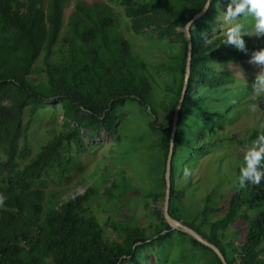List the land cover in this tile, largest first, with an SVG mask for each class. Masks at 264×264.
Returning a JSON list of instances; mask_svg holds the SVG:
<instances>
[{"label":"trees","instance_id":"16d2710c","mask_svg":"<svg viewBox=\"0 0 264 264\" xmlns=\"http://www.w3.org/2000/svg\"><path fill=\"white\" fill-rule=\"evenodd\" d=\"M72 0H0V192L8 200L0 208V264H141L139 257L155 239L159 248L166 247L170 230L163 209L154 210L159 223L152 232L142 226L128 225L119 237L107 239L99 220L89 215V204L97 195L95 187L84 194L73 189L48 193L37 187L49 172L64 165L72 146L83 145V137H96L103 131L113 133L118 127L117 111L129 101L150 110V129L163 136L164 170L158 188L147 194L152 200L166 195V167L173 122L182 96L188 59V41L183 24L202 10L205 0H111L125 9L137 34L152 33L179 47L160 72L171 79L166 86L169 100L157 109L153 101L154 82L150 66L134 53L116 14L108 4L80 2L68 19L62 37L65 15ZM220 11L226 6L220 0ZM216 3L195 23L192 38L194 53L192 75L187 97L180 114L175 154L172 162V217L184 221L179 205L186 191L175 188L178 155L182 152L183 170L197 152L207 156L218 148L213 141L214 123L223 119V111H214L217 92L235 85L236 76L219 71L222 64L249 61L252 51L264 48V39L245 37L249 54L232 48L217 47L220 34L218 19L222 16ZM180 27L181 31H177ZM206 40H209L206 43ZM57 57L59 60L54 61ZM43 58L46 79L30 82L38 61ZM264 100V96L260 98ZM59 100L64 124L61 131L33 153L31 132L38 116L49 109L48 102ZM57 104V103H56ZM56 105L53 106V110ZM261 122H264V117ZM201 128L211 135L198 147L185 137V128ZM188 132V131H187ZM258 127L239 140L244 146L256 139ZM184 135V136H183ZM196 137V136H195ZM193 137V138H195ZM235 140L236 136L233 137ZM208 139V140H207ZM224 142V139L219 140ZM218 142V143H219ZM215 152V151H214ZM85 185V184H84ZM198 216L200 225L184 222L216 245L229 264H264V187L249 185L239 190L223 208L225 216L210 225L209 217L219 210L211 207V197ZM241 223L247 229L243 245L232 250L225 244L227 230ZM116 229V225H114ZM208 227L209 233L204 230ZM181 233V232H179ZM196 248L216 253L187 234Z\"/></svg>","mask_w":264,"mask_h":264},{"label":"rangeland","instance_id":"374dc122","mask_svg":"<svg viewBox=\"0 0 264 264\" xmlns=\"http://www.w3.org/2000/svg\"><path fill=\"white\" fill-rule=\"evenodd\" d=\"M224 1L227 4V0ZM80 2L90 5L110 3L117 9L116 16L134 53L143 57L150 66L154 82L153 101L161 111V104L169 100L166 86L171 79L159 69L169 63V57L175 56L179 47L168 39H160L150 32L135 33L132 29V19L126 15L125 9L112 4L111 0H72L66 11L62 37L66 33L69 17ZM224 10L226 6L223 7L222 11ZM245 23L250 26L253 21L249 18ZM217 25L219 29L213 32V38L229 27L223 24V16L218 19ZM256 39L252 37V40ZM260 45L264 47V42ZM57 60L59 58L55 57L54 61ZM216 68L238 79L233 86L206 93L208 97L217 99V102L212 104L214 111H223L225 114L223 119L213 125L215 131L212 135L213 141L219 146L215 150L211 149L207 156L200 155L195 149V156L190 158L188 163L187 169L191 173L189 176L184 175L182 152L176 161L175 188L187 193L183 205H179L183 207L184 222L188 221L198 226L201 220L197 218L205 208L208 196L211 197V207L219 210L209 217V224H215L225 216L226 211L223 208L228 206L230 198L238 192L233 182L243 164L244 146L238 141L257 128L264 117V100L260 99L262 96L252 95L255 77L262 69L248 62L222 64ZM30 79L32 84L33 81H45L43 58L38 61ZM252 104L257 105L256 111L251 110ZM48 107L49 109L43 111L33 125L31 147L34 154L58 134L64 124L61 102L59 100L48 102ZM149 113L150 110L143 109L137 102L129 101L124 108L117 111L119 122L113 133L103 131L96 137L84 136L83 145H73L64 165L46 174L38 182L37 187L48 193L73 189L75 192H70L69 196L82 195L88 187H95L97 195L89 204V215L99 220L110 241L119 237L128 225L146 227L152 232L150 227L159 223L154 210H162L164 201L152 200L147 194L155 191L161 182L164 158L163 136L152 133L150 129L152 119ZM199 131H202L201 128L188 125L184 132L185 137H192L191 144L195 148L208 136L207 145L211 143V135L204 136V132ZM234 136L237 137L236 140ZM220 139L221 141L224 139V142L220 143ZM2 160L3 157L0 155V163ZM114 225L116 229L113 228ZM204 230L209 233L210 229L205 227ZM246 232L247 229L241 223L230 227L224 240L229 246L228 249L243 245ZM181 233L171 228L165 231L164 235H169L165 248H159L155 239L149 241L150 246L146 247L139 257L140 263L218 264L211 252L196 248L192 240ZM261 248L264 250V243ZM261 257L264 259V253Z\"/></svg>","mask_w":264,"mask_h":264},{"label":"clouds","instance_id":"9594fccd","mask_svg":"<svg viewBox=\"0 0 264 264\" xmlns=\"http://www.w3.org/2000/svg\"><path fill=\"white\" fill-rule=\"evenodd\" d=\"M216 3L220 11V0H205L202 5L201 14L213 8ZM223 16V24L229 25L226 31L221 32V39L217 47L232 48L237 52L249 54L245 37L264 39V0H227L226 10L220 11ZM251 18L253 23L248 26L245 22ZM199 16L183 24L185 39H191L195 30V20ZM177 31H181L178 27ZM209 40H206L208 43ZM249 64L260 67V71L252 85L253 96H264V48L252 51L248 61ZM187 80V74L185 75ZM252 111L257 110V105H250ZM174 148V144L169 140V153ZM243 164L239 169V174L233 182L237 191L246 189L249 185L264 187V122L258 125L256 139L245 144L243 148ZM190 170L185 168L184 175L189 176ZM167 177V174H166ZM8 197L0 192V208L6 207Z\"/></svg>","mask_w":264,"mask_h":264},{"label":"water","instance_id":"95a60500","mask_svg":"<svg viewBox=\"0 0 264 264\" xmlns=\"http://www.w3.org/2000/svg\"><path fill=\"white\" fill-rule=\"evenodd\" d=\"M208 11L203 12L202 14H201V12L199 14H197L195 17L199 16V19H196L195 23L197 21H199L200 19H202L208 13ZM187 41H188V59H187V67H186L187 80L184 79V87H183V91H182V96H181V99L178 103V106H177V109L175 112V116H174L172 134H171V139H170L174 144V148L171 151V153H169L168 160H167V167H166L167 177L165 175L166 195H165L163 213H164V217H165L167 224L170 226V228L172 230H176V231H179V232H182V233L189 235L190 237H192L196 241L200 242L202 245L213 250L216 253V255L220 258V260L222 261L223 264H229L227 262L225 255L222 253V251L216 245H214L209 240H207L205 237H203L199 232H197L193 228L186 225L184 223V221H179V220L175 219L174 217H172L171 212H170L172 188H173V185H172V162H173V158H174V154H175V146H176L177 133H178V129H179L180 114H181V111L183 109L186 97H187L190 79H191V75H192V60H193V53H194L193 38L191 37V39H187Z\"/></svg>","mask_w":264,"mask_h":264}]
</instances>
